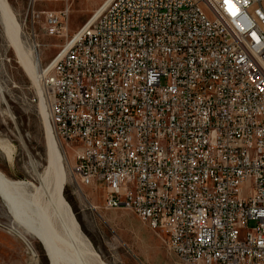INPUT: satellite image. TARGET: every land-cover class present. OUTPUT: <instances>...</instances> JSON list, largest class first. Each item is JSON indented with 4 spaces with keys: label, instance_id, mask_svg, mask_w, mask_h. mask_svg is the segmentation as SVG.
Here are the masks:
<instances>
[{
    "label": "built area",
    "instance_id": "built-area-1",
    "mask_svg": "<svg viewBox=\"0 0 264 264\" xmlns=\"http://www.w3.org/2000/svg\"><path fill=\"white\" fill-rule=\"evenodd\" d=\"M37 80L105 209L181 264H264V0H105Z\"/></svg>",
    "mask_w": 264,
    "mask_h": 264
},
{
    "label": "rangeland",
    "instance_id": "rangeland-1",
    "mask_svg": "<svg viewBox=\"0 0 264 264\" xmlns=\"http://www.w3.org/2000/svg\"><path fill=\"white\" fill-rule=\"evenodd\" d=\"M104 1L7 0L16 18L22 46L25 50H33L36 55L35 71L40 64L44 65L52 58L66 37L73 35ZM53 23L60 33L51 32ZM1 27L0 145L5 150L0 149V172L10 180L38 186L35 174H42L48 164L39 102L31 101L39 94V86L19 65ZM59 143L65 159L62 197L70 206L81 233L105 264H181L167 249L161 233L150 229L129 210L105 209L100 189L78 184L70 172L73 153L63 141L59 140ZM49 177L48 186L53 190L52 175ZM28 192H32V188ZM53 211H56L58 227L63 230L60 221L65 218H60L55 207ZM12 220L6 204L0 198V264H48L40 243L27 237L31 242L32 254L11 228Z\"/></svg>",
    "mask_w": 264,
    "mask_h": 264
},
{
    "label": "bare ground",
    "instance_id": "bare-ground-1",
    "mask_svg": "<svg viewBox=\"0 0 264 264\" xmlns=\"http://www.w3.org/2000/svg\"><path fill=\"white\" fill-rule=\"evenodd\" d=\"M246 14H248L247 6L237 8V16H246ZM0 24L11 43L19 65L34 82L37 81L38 85V69L35 71L37 68L36 55L33 50H25L22 46L16 18L7 0H0ZM39 108L45 129L48 162L42 174H35L39 185L16 182L0 172V198L6 204L13 219L11 228L17 232V236L32 254L34 253L31 242L27 237L37 240L45 252L48 264H105L81 233L70 206L62 197L61 190L65 183V159L61 154L59 139L54 132L47 107L41 99ZM0 149L5 150V147L0 145ZM6 153L9 160L8 149ZM29 163L35 171L33 162ZM50 174L53 180L51 181L53 190L48 186ZM29 188H32V192H28ZM54 207L60 218H65L64 221L60 219L63 230L58 227Z\"/></svg>",
    "mask_w": 264,
    "mask_h": 264
}]
</instances>
